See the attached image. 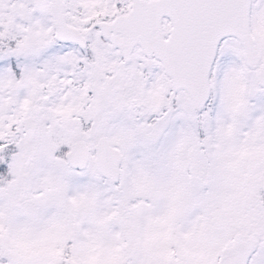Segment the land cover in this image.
<instances>
[{
    "label": "snow or ice",
    "instance_id": "6c2138e0",
    "mask_svg": "<svg viewBox=\"0 0 264 264\" xmlns=\"http://www.w3.org/2000/svg\"><path fill=\"white\" fill-rule=\"evenodd\" d=\"M0 264H264V0H0Z\"/></svg>",
    "mask_w": 264,
    "mask_h": 264
}]
</instances>
